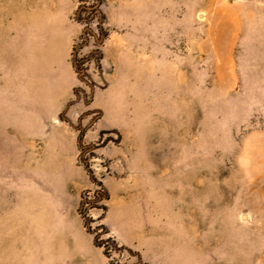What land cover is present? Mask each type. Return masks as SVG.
<instances>
[{"label":"rangeland","instance_id":"374dc122","mask_svg":"<svg viewBox=\"0 0 264 264\" xmlns=\"http://www.w3.org/2000/svg\"><path fill=\"white\" fill-rule=\"evenodd\" d=\"M0 0V264H264V0Z\"/></svg>","mask_w":264,"mask_h":264},{"label":"trees","instance_id":"16d2710c","mask_svg":"<svg viewBox=\"0 0 264 264\" xmlns=\"http://www.w3.org/2000/svg\"><path fill=\"white\" fill-rule=\"evenodd\" d=\"M96 2H97V5H95V4H92V5H85V4H81L79 7H78V9H77V11H76V13H77V18H79L80 19V17H81V14H80V12H82V10H84V9H88V11H89V13H91V12H95V7L97 8V6H99V4H100V0H96ZM91 11V12H90ZM91 15H93V13H91Z\"/></svg>","mask_w":264,"mask_h":264}]
</instances>
